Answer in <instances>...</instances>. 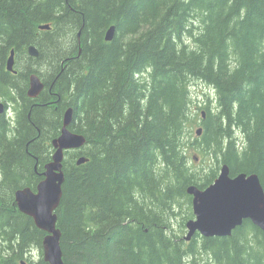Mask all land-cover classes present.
Returning a JSON list of instances; mask_svg holds the SVG:
<instances>
[{
	"label": "trees",
	"instance_id": "1",
	"mask_svg": "<svg viewBox=\"0 0 264 264\" xmlns=\"http://www.w3.org/2000/svg\"><path fill=\"white\" fill-rule=\"evenodd\" d=\"M40 23L51 27L42 33ZM78 30L80 55L58 75ZM29 43L39 57L27 55ZM12 48L25 65L16 77L4 71ZM36 59L49 61L51 88L34 101L20 85L12 136L0 115V264H49L45 231L19 211L14 191L43 178L68 107L70 128L86 140L64 151L55 210L64 264H264V232L248 219L228 236L190 241L184 221L172 224L183 204L182 218H193L186 186L206 187L223 163L256 173L264 189V0H0V92L37 71ZM191 79L215 92L193 142L208 156L199 169L184 141ZM80 155L88 160L76 165Z\"/></svg>",
	"mask_w": 264,
	"mask_h": 264
},
{
	"label": "water",
	"instance_id": "2",
	"mask_svg": "<svg viewBox=\"0 0 264 264\" xmlns=\"http://www.w3.org/2000/svg\"><path fill=\"white\" fill-rule=\"evenodd\" d=\"M49 29V24L39 26ZM115 26L111 25L105 32V40L114 37ZM29 54L38 56L34 45L28 48ZM13 54L11 50L6 61V68L12 69ZM43 89V83L36 74L30 75V85L27 91L29 97H36ZM3 105L0 104V112ZM73 120V108L68 107L63 114L62 126L57 137L51 144L54 151L51 159L45 163L40 180L35 190L30 187L17 188L14 198L17 208L33 219L35 226L43 231V260L49 264H64L60 246L61 231L57 227L55 212L62 195L64 182L63 159L65 150L80 149L85 144V136L70 130ZM202 128L196 130L197 135ZM88 160L86 156H78L76 165ZM186 193L191 196L193 218L185 222L184 239L190 240L196 233L203 237L228 236L242 224L250 220L264 232V189L256 173L238 172L231 174L226 163L221 164L218 175L206 187L195 184L186 186Z\"/></svg>",
	"mask_w": 264,
	"mask_h": 264
},
{
	"label": "rangeland",
	"instance_id": "3",
	"mask_svg": "<svg viewBox=\"0 0 264 264\" xmlns=\"http://www.w3.org/2000/svg\"><path fill=\"white\" fill-rule=\"evenodd\" d=\"M69 38H71V37H69ZM64 39L68 40L67 37H64ZM8 56H9V51L7 53H5V59ZM44 59H47V58H44ZM37 60L38 59H36L35 61H37ZM19 65L22 66L21 61L19 62ZM49 66H50L49 61H47V60H45V61L38 60V62H35L33 64L34 68L40 69L43 71V73L41 74L42 77L43 76L46 77L45 73L48 72L47 69ZM188 93H189V98L191 101L190 102L191 114H190V120L188 123V127L185 130L184 141H185V145L187 147L186 152H187V157H188V165L193 167V168L199 169V168H201L207 164L208 156L201 154V152H199L194 147L193 142L195 141V138L200 136L202 133V131H201V133L199 135H197L196 130L200 127L202 128V125L200 124L201 123L200 118H202L204 106L207 104H210V106L213 109H215V92H214L213 88L210 85L206 84L204 81L199 80V79H191L190 82L188 83ZM15 100H16V98H15ZM8 103H9V106L11 108L10 111H12L11 104H13V102L10 101ZM15 106H18V105L16 104ZM14 115H15V113H14ZM186 211H187V208H186L185 204L182 205V209H181V205H180L179 207H177L174 210V212L176 214L172 218L173 227L180 229L181 221L186 222L189 219L186 217H185V219L182 218V216H185L183 212H186ZM191 211H192V204H191ZM192 213H193V211H192ZM193 216H194V214H193ZM186 231L187 230L185 227V231L183 232V238H184V235L186 234ZM183 240L186 241L185 239H183ZM190 240H188V241H190ZM38 257H39V251L35 252L33 259L38 260ZM25 264H27V263H25Z\"/></svg>",
	"mask_w": 264,
	"mask_h": 264
},
{
	"label": "flooded vegetation",
	"instance_id": "4",
	"mask_svg": "<svg viewBox=\"0 0 264 264\" xmlns=\"http://www.w3.org/2000/svg\"><path fill=\"white\" fill-rule=\"evenodd\" d=\"M40 24H44V23H40ZM40 24H38L37 25V28L40 30V31H42V33H44L46 30H48V29H41L39 26H40ZM47 24H49V23H47ZM111 25H114V24H112V23H110V24H108V26L105 28V30H104V39H105V32H106V30L111 26ZM49 26L51 27V25L49 24ZM50 27H49V29H50ZM71 36V35H70ZM113 39V38H112ZM111 39V40H112ZM111 40H109V41H111ZM106 41H108V40H106ZM30 45H34V46H36V48H37V50H38V56H32V55H30L29 54V51H28V48H29V46ZM74 47L76 48L74 51H75V53H74V55H73V57H65V58H63V60H61V62L59 63V67H58V75L61 73V71H63L65 68H67L68 66H69V64L67 63L71 58H74V57H78L79 55H80V52H81V37H80V30H78L77 32H76V35H75V43H74ZM11 50H13L14 51V54H13V66H12V69L11 70H8L7 68H6V61H7V58L5 59V62H4V71L5 72H8L11 76H13V77H16L18 74H19V72H21V70H22V67L23 66H25V65H18V57H17V55L15 54V50H14V48H12V49H10V51ZM26 51H27V55L29 56V57H33V58H37V57H39V53H40V50H39V48H38V46L36 45V44H34V43H29L28 44V46H27V48H26ZM9 54H10V52H9ZM65 60V61H64ZM42 61H44V60H42ZM31 62V61H30ZM22 63V62H21ZM37 71H30L29 73H28V76H27V80L25 81H21L20 82V84L19 83H17V85H19V86H17V88L16 87H13V88H10V89H8V86H5V84H3L2 85V88H4V92H0V104H2L3 105V111L2 112H0V115H4V118H5V120H6V123H7V129H6V133H7V136L9 137V136H12V134H14V127H15V125H16V119H17V115H18V113L20 112V110H22L24 107H23V99L21 98V92H22V89L20 88V85L22 86V88L24 89V93H25V95L28 97V98H30V99H32V100H36V99H38L39 98V96H40V94L46 89V90H48L49 88H51V86L50 87H48L47 88V86H46V83H45V81H44V78H45V76H41V74L43 73V71L42 70H40V69H36ZM47 71H48V69H47ZM31 74H36L39 78H40V80H41V82L43 83V89L40 91V93L36 96V97H29L28 95H27V91H28V88H29V85H30V75ZM45 74H47V72L45 73ZM55 75V74H54ZM57 75V76H58ZM6 83V82H5ZM10 84V83H9ZM11 85V84H10ZM7 88V89H6ZM21 89V90H20ZM19 91V95H18V91ZM7 92H9V96H7ZM15 98H16V100H15ZM10 101H12L13 102V104H11V106H12V111H10V106H9V103L8 102H10ZM18 105V106H15V105ZM14 111V112H13ZM14 113H15V115H14ZM13 114V115H12ZM63 114H64V112H63ZM63 114H62V119H63ZM14 116V117H13ZM61 126H62V123H61ZM70 127V126H69ZM60 129H61V127H60ZM70 130H72L71 128H70ZM73 131V130H72ZM73 132H75V131H73ZM59 135V134H58ZM57 135V136H58ZM56 136V137H57ZM55 138V137H54ZM53 151V150H52ZM37 163L35 164V166H34V169L36 170L37 169ZM43 171V170H42ZM42 171L40 172V173H42ZM39 173V174H40ZM42 175V174H41ZM41 180V179H40ZM39 180V181H40ZM38 181V182H39ZM37 185V184H36ZM36 188V187H35Z\"/></svg>",
	"mask_w": 264,
	"mask_h": 264
},
{
	"label": "bare ground",
	"instance_id": "5",
	"mask_svg": "<svg viewBox=\"0 0 264 264\" xmlns=\"http://www.w3.org/2000/svg\"><path fill=\"white\" fill-rule=\"evenodd\" d=\"M109 41V40H108ZM36 47V46H35ZM202 116L204 117V112H203V114H202ZM52 141V140H51ZM52 145V144H51ZM53 147V146H52ZM54 149V148H53ZM54 151V150H53ZM45 165V164H44ZM43 171H44V169H43ZM43 176V175H42ZM43 179V178H42ZM41 179V180H42ZM28 187V186H27ZM15 199V198H14ZM16 203V202H15ZM60 203V202H59ZM56 212V211H55ZM238 227V226H237ZM42 253H43V249H42Z\"/></svg>",
	"mask_w": 264,
	"mask_h": 264
}]
</instances>
